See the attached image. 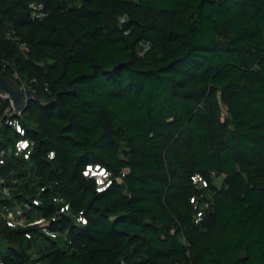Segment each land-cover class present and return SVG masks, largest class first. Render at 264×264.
<instances>
[{
  "label": "trees",
  "instance_id": "obj_1",
  "mask_svg": "<svg viewBox=\"0 0 264 264\" xmlns=\"http://www.w3.org/2000/svg\"><path fill=\"white\" fill-rule=\"evenodd\" d=\"M0 71L45 104L0 203L57 234L0 220L1 264H264V0H0Z\"/></svg>",
  "mask_w": 264,
  "mask_h": 264
},
{
  "label": "built area",
  "instance_id": "obj_2",
  "mask_svg": "<svg viewBox=\"0 0 264 264\" xmlns=\"http://www.w3.org/2000/svg\"><path fill=\"white\" fill-rule=\"evenodd\" d=\"M32 7L37 10L41 9V5L39 4ZM19 49L22 52L27 50L24 44H19ZM12 79L18 84L21 91H33L32 85L36 83L35 79L21 77L15 71L12 74ZM0 99L7 102V106L3 109V112L0 116V134L2 128L7 127L13 130L16 136V139L9 147L3 146L0 142V166L4 165L6 159L9 157H22L24 160H28L31 155L33 145L32 142L25 137L26 130L21 124L23 110L15 111L12 101L5 94H0ZM53 156L54 154L52 152L48 154L49 159H52ZM82 175L94 180L97 192L104 191L112 182L111 174L108 172V170L98 165H86L82 171ZM191 179L195 184H205L204 180L200 176H194ZM42 190L43 189H41V191ZM0 194L4 198L11 196V188L7 185L5 178L2 176H0ZM54 201L61 202V200L56 199H54ZM31 203L33 206H38L40 201L38 199H34L31 201ZM190 203L194 205V221L197 222L202 218L204 211L207 210L209 204L204 202L200 207H197V198H191ZM32 205L27 202H24L23 204L14 203L12 205L0 203V220L3 221L6 226L11 228L37 227L43 234L54 239L57 234L48 229L49 220L47 221L41 217L32 218L28 216L27 212L32 209ZM67 210L68 205L66 204L59 208L60 213L66 212ZM55 219L56 218L53 217L50 221L53 222ZM76 221L81 224L86 223V219L84 218L82 212L78 214ZM25 237L29 238L30 234L26 233Z\"/></svg>",
  "mask_w": 264,
  "mask_h": 264
},
{
  "label": "water",
  "instance_id": "obj_3",
  "mask_svg": "<svg viewBox=\"0 0 264 264\" xmlns=\"http://www.w3.org/2000/svg\"><path fill=\"white\" fill-rule=\"evenodd\" d=\"M0 94H5L9 97L15 111L24 110L26 104L30 101L43 104L40 97L34 91H21L18 84L12 78L3 76L1 71Z\"/></svg>",
  "mask_w": 264,
  "mask_h": 264
},
{
  "label": "rangeland",
  "instance_id": "obj_4",
  "mask_svg": "<svg viewBox=\"0 0 264 264\" xmlns=\"http://www.w3.org/2000/svg\"><path fill=\"white\" fill-rule=\"evenodd\" d=\"M0 142H1V144L3 143V144H5V143H7L5 146H7V147H9V146H11L12 145V141L10 140H7V137H4L3 136V133H1V135H0ZM220 183V181L219 180H217V184H219Z\"/></svg>",
  "mask_w": 264,
  "mask_h": 264
}]
</instances>
